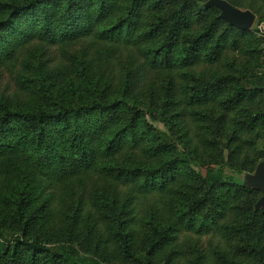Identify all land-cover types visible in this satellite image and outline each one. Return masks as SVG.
<instances>
[{"label":"trees","instance_id":"trees-1","mask_svg":"<svg viewBox=\"0 0 264 264\" xmlns=\"http://www.w3.org/2000/svg\"><path fill=\"white\" fill-rule=\"evenodd\" d=\"M208 1L0 0V264H264V0Z\"/></svg>","mask_w":264,"mask_h":264},{"label":"water","instance_id":"water-1","mask_svg":"<svg viewBox=\"0 0 264 264\" xmlns=\"http://www.w3.org/2000/svg\"><path fill=\"white\" fill-rule=\"evenodd\" d=\"M216 7L220 10V18L227 21L230 26L239 30L249 31L256 22V16L249 10H241L233 7L226 0H209L205 8ZM243 185L262 193V197L255 205L256 212L264 209V161L259 163L254 173L244 176Z\"/></svg>","mask_w":264,"mask_h":264},{"label":"rangeland","instance_id":"rangeland-1","mask_svg":"<svg viewBox=\"0 0 264 264\" xmlns=\"http://www.w3.org/2000/svg\"><path fill=\"white\" fill-rule=\"evenodd\" d=\"M254 26H256V22L254 23ZM254 26H253V27H254ZM261 29L264 30V25L261 26ZM160 127L162 128V126H160Z\"/></svg>","mask_w":264,"mask_h":264}]
</instances>
